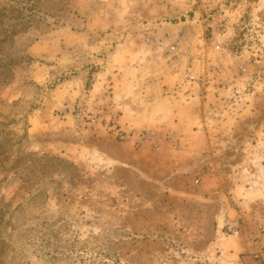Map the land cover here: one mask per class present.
Returning <instances> with one entry per match:
<instances>
[{
    "label": "rangeland",
    "instance_id": "rangeland-1",
    "mask_svg": "<svg viewBox=\"0 0 264 264\" xmlns=\"http://www.w3.org/2000/svg\"><path fill=\"white\" fill-rule=\"evenodd\" d=\"M0 7V264L264 251V0Z\"/></svg>",
    "mask_w": 264,
    "mask_h": 264
},
{
    "label": "trees",
    "instance_id": "trees-1",
    "mask_svg": "<svg viewBox=\"0 0 264 264\" xmlns=\"http://www.w3.org/2000/svg\"><path fill=\"white\" fill-rule=\"evenodd\" d=\"M9 10L7 8H1L0 7V43L7 38H11L12 35H14L15 33L19 32L21 28H17L18 24L13 25L11 28H8L7 26L10 25L8 23V21H6V17L8 16ZM3 36V38L1 37ZM1 62V60H0ZM0 66H3L0 63ZM9 74L8 71L5 70V74L4 72L1 73L0 71V77L3 80H8ZM6 207L8 206V204L5 205ZM3 215H4V209H3V205H0V226L3 225ZM46 235V233L42 236L44 237ZM24 237V236H23ZM3 245H7L5 238H3V236L0 237V247ZM3 251V250H1Z\"/></svg>",
    "mask_w": 264,
    "mask_h": 264
},
{
    "label": "built area",
    "instance_id": "built-area-1",
    "mask_svg": "<svg viewBox=\"0 0 264 264\" xmlns=\"http://www.w3.org/2000/svg\"><path fill=\"white\" fill-rule=\"evenodd\" d=\"M165 1V0H164ZM186 3L191 4V5H197L200 3H209L211 0H185ZM174 46H170L168 50H174ZM217 48H219L217 46ZM191 78H194L193 75L190 76ZM260 227V238L264 241V221L259 225ZM249 264H264V251H257L253 254L251 261Z\"/></svg>",
    "mask_w": 264,
    "mask_h": 264
},
{
    "label": "crops",
    "instance_id": "crops-1",
    "mask_svg": "<svg viewBox=\"0 0 264 264\" xmlns=\"http://www.w3.org/2000/svg\"><path fill=\"white\" fill-rule=\"evenodd\" d=\"M256 245H257V243L254 241V239L252 241H249L248 250L254 251V249L256 248ZM244 247L245 246H242V245L240 246L239 244H233L232 246H230L228 248V251L227 252L224 251L223 254L225 255V257L227 259H234L236 257L235 255H237V253H236L237 250H235V249L240 250V249H244ZM238 253L240 254L241 252H238Z\"/></svg>",
    "mask_w": 264,
    "mask_h": 264
}]
</instances>
